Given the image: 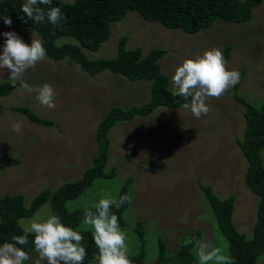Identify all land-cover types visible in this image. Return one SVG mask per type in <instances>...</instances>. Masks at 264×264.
Returning <instances> with one entry per match:
<instances>
[{"label":"rangeland","instance_id":"rangeland-1","mask_svg":"<svg viewBox=\"0 0 264 264\" xmlns=\"http://www.w3.org/2000/svg\"><path fill=\"white\" fill-rule=\"evenodd\" d=\"M5 32H15L26 44H30L31 39L40 40L29 27L14 24L9 27L3 23L0 25V54ZM125 35L129 48H141L142 57L153 49L165 51L160 59L161 72L170 82L182 60L194 59L215 48L222 52L227 69L239 72V83L220 98H210L206 102L209 113L199 119L182 106L176 109L160 106L148 117L116 123L109 132L113 139L106 166L110 170L116 164L114 179L95 181L89 195L87 191L86 196L68 201L66 206L69 210L89 208L106 196L115 198L123 180L131 176L134 180L129 188L130 208L124 215L127 226L121 228L127 234L128 254H135L145 243L148 264H156L158 244L152 236H161L173 251L183 235L196 229L202 231L201 241L210 242L228 254L229 243L199 185L210 186L220 198L234 197V225L251 239L259 197L244 182L247 161L236 140L243 136L245 108L233 95L243 97L249 104L262 105L264 0L253 9L246 22L218 19L193 35L128 12L123 20L112 24L108 42L100 45L91 58L111 57L118 39ZM64 40L77 43L73 38ZM226 46L230 47L227 58ZM9 74V70L0 69V82L7 80ZM23 80L33 87L51 85L56 105L54 109L43 107L35 99V93L20 87L0 97V158L7 153L20 160L19 164L0 171V197L22 194L26 205L45 188L55 190L65 182L78 180L86 167L92 165L91 159L97 152L95 132L111 106L141 105L150 96L148 80L132 82L110 71L90 77L75 63L53 61L47 56L28 69ZM16 104L28 106L54 123L31 122L10 107ZM16 122L22 124L20 133L12 130ZM131 152L134 157L125 163V157L131 156ZM138 153H141L139 157ZM261 158L264 163V148ZM49 214L52 212L47 202L34 216L45 219ZM34 216L18 222L24 228ZM137 220L146 232L144 241L132 231ZM29 256L25 264H35L38 258L35 250ZM257 264H264V253L259 255Z\"/></svg>","mask_w":264,"mask_h":264},{"label":"trees","instance_id":"trees-1","mask_svg":"<svg viewBox=\"0 0 264 264\" xmlns=\"http://www.w3.org/2000/svg\"><path fill=\"white\" fill-rule=\"evenodd\" d=\"M24 2L25 0H0V25L4 23L3 17L7 16L12 24L29 27L42 40L49 59L64 60L68 64L75 63L90 77L103 71H110L131 81L152 80L150 96L146 102L141 105H129L126 108L118 105L111 106L101 118L95 132L97 152L91 159L92 165L86 167L77 181L65 182L55 190L45 188L35 195L28 205L25 204L22 194L0 197V244L13 242L11 239L13 235H23L24 228L19 224V219L31 218L44 203L48 202L52 214L58 215L65 226L81 232L84 237L82 245L87 252L83 264H90L95 261L97 249L90 229L81 223L83 212L88 208L69 210L66 203L86 196L87 191L89 195L90 189H94L95 181L114 179L116 164L110 167V170L106 166L110 143L113 139L109 136V132L116 123L148 117L160 106L176 109L186 102L183 97L173 95V90L169 89V78L161 72L160 59L165 51L153 49L142 57L141 48H129L128 37L125 35L118 39V45L114 53H111V57L92 59L91 54L100 45L108 42L112 33V24L123 20L128 12H136L146 21L158 22L165 28L180 29L186 34L193 35L209 27L218 19L233 23L246 22L251 18L253 9L263 0H74L73 2L52 0L51 6L59 7L67 17L66 21L62 22V27L55 29L47 20L40 24L31 20L25 23L20 18L23 16L20 8ZM40 7L48 8L49 6L40 5ZM65 38H73L77 43L65 41ZM229 49V46L224 49L225 58L228 57ZM262 64L264 68V60ZM18 87L19 83L16 88ZM16 88L11 87L8 80L0 82V97L9 95ZM233 96L245 108L243 136L236 140L247 161L244 182L259 197L252 238L247 239L234 225L232 214L235 199L232 195L220 198L213 193L210 186L200 184L199 187L210 203L221 233L229 243L227 255L234 258L235 264H257L259 255L264 253V163L261 158V151L264 148V96L261 99V106L249 104L243 97L236 94ZM10 107L15 112L26 115L31 122L40 125L54 123L51 119L40 117L28 106L16 104ZM128 148L131 151L129 145ZM132 154L134 152H131V156L125 157V163H129L131 157H134ZM140 155L141 153H138L136 156ZM19 163L18 158L3 153L0 158V171L7 166ZM133 180L131 176L123 180L124 183L121 184L116 199L122 195L131 197L129 188ZM100 193L101 191L98 190L97 194ZM129 208L130 202L125 203L118 210L115 207L112 208L113 214L118 217L120 228L127 226L124 215ZM135 225L132 231L140 241H144L146 232L142 223L137 220ZM152 237H155L158 244L156 264H198L193 252V244L189 241L193 238L201 240L200 229L183 235L178 248L173 251L161 236ZM32 238L30 235L29 244L23 246L28 254L34 251V246L31 244ZM144 246L145 243L135 254H128L132 264H148ZM17 247L21 246L17 245Z\"/></svg>","mask_w":264,"mask_h":264},{"label":"clouds","instance_id":"clouds-1","mask_svg":"<svg viewBox=\"0 0 264 264\" xmlns=\"http://www.w3.org/2000/svg\"><path fill=\"white\" fill-rule=\"evenodd\" d=\"M40 5L49 7L42 8ZM51 5L52 0H25L20 8V12L23 13L20 18L25 23L31 20L40 24L47 20L54 29L62 27V22L66 21L67 17L59 7ZM3 22L9 27L12 24L7 16L3 17ZM2 35L5 41L0 54V69L9 70L7 80L10 86L16 88L19 83L20 88L35 93V99L41 106L54 109L55 91L51 85L45 83L33 87L23 80L24 73L46 57L42 40L31 39V43L26 44L15 32H5ZM239 79V72L228 70L222 52L213 48L194 59L182 60L171 76L172 84L169 80V87L171 89L173 87L174 96L183 97L186 101L182 107L199 119L210 111L206 102L210 98L218 99L223 96L239 83ZM141 80L150 81L151 90L152 80ZM21 129L20 122L12 124L14 132L20 133ZM130 199L128 195H122L118 199L106 196L84 210L81 223L91 231L97 249L94 256L96 264H132L128 257L127 234L121 230L118 217L112 212L113 207L118 210L122 205L130 202ZM23 233V235H13L11 238L13 242L0 244V264H25L30 256L23 246L29 244L30 235L33 237L31 244L38 254L35 264H41L43 261L47 264H83L87 255L82 245L84 237L81 232L65 226L56 214H49L45 219L34 216L24 227ZM189 243L193 244V252L198 264H235L233 257L210 242L193 238Z\"/></svg>","mask_w":264,"mask_h":264}]
</instances>
